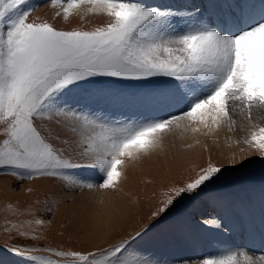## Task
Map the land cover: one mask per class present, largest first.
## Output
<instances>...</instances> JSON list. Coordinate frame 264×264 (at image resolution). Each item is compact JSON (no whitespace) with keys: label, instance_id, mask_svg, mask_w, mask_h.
<instances>
[{"label":"snow or ice","instance_id":"obj_1","mask_svg":"<svg viewBox=\"0 0 264 264\" xmlns=\"http://www.w3.org/2000/svg\"><path fill=\"white\" fill-rule=\"evenodd\" d=\"M44 4L69 24L75 16L102 22L57 27L31 18ZM0 125V176L53 179L66 191H117L129 162L151 156L177 129L212 138L244 133L235 140L239 158L225 166L210 155L163 193L150 222L107 246L0 245L28 264H162L140 245L183 198L226 170L264 164V0H0ZM192 223L205 233L232 230L219 214L193 215ZM177 264H264V255L257 262L225 246Z\"/></svg>","mask_w":264,"mask_h":264},{"label":"rangeland","instance_id":"obj_2","mask_svg":"<svg viewBox=\"0 0 264 264\" xmlns=\"http://www.w3.org/2000/svg\"><path fill=\"white\" fill-rule=\"evenodd\" d=\"M155 2L174 5V0L169 3L164 0H157ZM54 11L55 10L48 6L37 7L31 13V18L39 17L42 20H48L49 22L54 23L57 27L83 26L91 28L102 22L100 18L96 17L81 18L75 16L70 18L71 23L69 24L62 21L61 18H54ZM2 128L3 126L0 125V131H2ZM198 135H200L199 145H196V143L193 142L190 144L192 147L187 145L186 151L178 154L184 143H187L190 140H186V136H191L192 139ZM165 138L170 143L166 148L167 152H170L169 155L157 153L156 155L149 156L150 158L142 159L137 165H128L126 179L115 192L101 190L97 191L100 193V195H98L97 193H82V191H66L60 186L59 181L53 179L25 180L18 183L15 178L11 176H0L2 181H4V178L10 180L6 183L0 184V245L20 243L21 245L54 247L58 250H85L107 246L108 243L113 242V237H116L117 239L120 238V235L118 234L130 233L134 228H138L139 226L150 222L151 213L156 211L160 201L163 199V193L173 184L180 186L183 179L190 175H194L195 172L199 171V167L207 162L210 155L214 162L218 164L222 163L227 166L233 155L239 158V149L240 147H243L242 144L237 145L235 141H231L232 144H234L230 145L233 148L231 149L227 147L228 145H225L226 143L223 145V141L220 140L219 144H217V141L219 140H215V144H209L210 149L212 148V150H209V148L206 147L207 145H205L206 143L203 142V139L206 141L209 136L201 134H196L194 136L190 132L180 133L177 130ZM0 140H2V137H0ZM195 146H199L198 149ZM220 151L223 152L220 153ZM75 171L80 177L84 178H89L93 175L92 171L89 169H79ZM40 185H49L50 187L48 189L31 188L32 186L38 187ZM119 191H124L125 194L123 195L129 197L126 201L129 202L130 206L133 205L130 204L129 199L131 201H139V206L135 207L133 214H131L129 218H126L119 227L117 226V232L119 233L114 234V231L110 230L113 227L109 226V233L106 237L111 236L110 240L105 243L95 242L94 240V242L92 240L89 241L90 238L87 239L84 237L85 232L83 228L80 226L77 227V225L74 226L75 224L71 218L73 215L79 213L80 210L84 209V204L91 205L92 203L96 204L94 207V214L99 215L103 201L101 195L110 192L114 198ZM79 194L80 196L78 197L77 195ZM214 196L224 197L231 202L241 199L256 201L258 203L264 201V164L257 162L247 167L239 168L236 171L226 170L214 184H211L202 192L183 198L180 203L168 213L164 223L160 225V230L155 232L151 238L141 243V248L145 249L151 256L156 255L154 258L165 260L167 257L175 262L184 259L182 256H187V258H199L204 255L207 247L211 250V252L209 250L207 251V255L214 254V240L208 235V233L202 232L192 223L193 215L196 216L198 221L205 219L202 213H197L192 210L193 205L198 202H201L202 205V201H206ZM76 198L78 201L74 200ZM68 203H70V205ZM141 205H143V208H141ZM73 206L75 207L74 209ZM49 207L53 208L54 212L47 213L45 210ZM35 219H44L46 224L38 227L34 224ZM68 220L72 221L69 222ZM48 221H51V223L48 224ZM13 225L19 227L21 231L27 232L28 236H19L18 232L13 229ZM177 227L181 230L178 231ZM6 228L9 230L6 231ZM188 231L195 234H201L202 237L189 235ZM179 234L183 239H187V243L193 247V250L190 253H185L183 249L177 251L176 249L171 248L178 242V237H180ZM34 235L40 238L32 239L31 237ZM240 235L237 233L236 237L240 239L238 237ZM151 239L153 241H151ZM155 241H157V243ZM151 242L156 244H152ZM91 243L94 244L92 245ZM240 243V248L247 250L252 255H258V253L264 252L263 246H260L259 248L249 247L245 243V239H240ZM155 249L160 250L157 251ZM37 255L48 254L37 253ZM162 256L165 257L163 258ZM50 258L57 259L55 257ZM0 262H2V264H28L24 258L11 254L4 248H0ZM161 262L165 263V261Z\"/></svg>","mask_w":264,"mask_h":264},{"label":"bare ground","instance_id":"obj_3","mask_svg":"<svg viewBox=\"0 0 264 264\" xmlns=\"http://www.w3.org/2000/svg\"><path fill=\"white\" fill-rule=\"evenodd\" d=\"M155 1H157V0H155ZM164 1H167L169 3V2H171L173 0H164ZM181 2H182V0H174V4H178V3H181ZM43 6L50 7L48 4H46V5L44 4ZM43 9H46V8H43ZM177 131L180 132V133L183 132L182 129H177ZM243 135H244V133H242V132L228 133L227 131H221V132L216 134L217 138L209 137V138H207L206 141H205V139H203V142L206 143L205 145H207L206 147H208L209 150H212V148L210 149L209 144H215V142H214L215 140H219V141H217V144H219V142L221 140V141H223V145L226 143L225 145H228L227 147L233 149L232 146H230V145H234V144H232L231 141H235L238 137H241ZM199 137H200V135H198V136H196V137L191 139V136H186L185 139L186 140L190 139V140L187 143H184L182 148L179 150L178 154L181 153V152H185L186 149H187L186 148L187 145H190L191 143L195 142V140L199 139ZM228 137H231V139H228ZM169 144L170 143L165 138L163 143H162L161 149H158L152 155H156L157 153H164L166 155H169L170 152H167V149H166L167 146H169ZM201 144H202V141H201ZM195 147L198 149L199 146H195ZM222 152L223 151H220V153H222ZM186 155H189V154H186ZM168 160H169V157H168ZM139 161H141V160H139ZM139 161L129 162V166L130 165H134V164L137 165V164H139ZM163 170H161V171H163ZM148 174H149V172H148ZM131 179H132V177H131ZM4 181H2L0 179V184L6 183V182H8L10 180L8 178H4ZM21 187H22V185H21ZM49 187H50L49 185H45V186L44 185L43 186L40 185L38 187L32 186L31 188L48 189ZM22 190H24V189H22ZM82 193H91V194L97 193L98 195H100V193L95 191V190L82 191ZM123 194H125L124 191H119V193H117L116 196L113 198L112 193H110V192H106L105 194L103 193L101 195L102 198H103V201H102V204H101V210H100L99 215H97V214L95 215L94 214V212H95L94 211L95 210L94 207L96 206V204H93V203L91 205L84 204V209L80 210L79 213L73 215V217L71 218V219H73V222L75 224L74 226L77 225V227H79V226L82 227L84 232H85V236L84 237L87 238V239L90 238L89 241H91V240L93 241L94 240L95 242L105 243L106 241L110 240L111 236L110 237H106L107 234L109 233V231H108L109 226L113 227L110 230L114 231V234L119 233V232H117V228L119 227V225L126 218H129L131 216V214H133V211H134L136 206H139V201H135L134 199H133L134 201H131L129 199L130 204L133 205V206H130L129 202L126 201L127 198H129V197H127L126 195H123ZM77 196L79 197L80 194L77 195ZM63 197H61V198H63ZM108 198H110V199H108ZM138 199H140V198H138ZM74 200L78 201L77 198L74 199ZM106 201H109V202H106ZM94 202H97V201H94ZM68 204L70 205V203H68ZM67 207H68V205H67ZM79 207H80V205H79ZM74 208L75 207L73 206V209ZM141 208H143V205H141ZM70 209H71V207H70ZM192 210L196 211L197 213L198 212L202 213L204 215V217L216 216L217 214H219L220 216H222L225 219L226 222H230L231 228H232V230L230 232H224V233H220V234L208 233V235L214 240L213 249L215 250V253L217 252V248L225 247V246L226 247H230L232 249H242V248H240V245H241L240 239H242V237H244L245 243L249 247H255V248H259L260 246L264 247V238H262V234H264V225H262V221H264V201H261L260 203H258V202H251V201H247V200L241 199V200H238V201H232L231 202V201H228L224 197L214 196V197H212V198H210V199H208L206 201H202V205H201V202H198V203L194 204L193 207H192ZM137 211H138V207H137ZM70 221H72V220H70ZM114 227H116V228H114ZM121 233H122V231H121ZM237 233L239 235L241 233L244 234V235L238 236L240 238V239H238L236 237ZM174 238H176V237H174ZM151 241H153V240L151 239ZM155 242L157 243V241H155ZM156 243H152V244H156ZM157 245H155V246H157ZM94 247H96V246H94ZM171 248L176 249L177 251H180V250L183 249V251L185 253H190L193 250V247L190 244L187 243V239H183V237L181 235H180V237H178V242L176 243V245H173ZM155 250H157V249H155ZM158 250H160V249H158ZM242 250H245V249H242ZM245 251H247V250H245ZM261 255H264V252L258 253V255H253V256H254V259L258 262L259 257ZM155 256L156 255H153L152 257H155ZM182 258L187 259V256H182ZM241 259L243 260V258H241ZM160 261H165V263H162V264H177V262H175L171 258H167V257L165 258V260L163 259V260H160Z\"/></svg>","mask_w":264,"mask_h":264}]
</instances>
